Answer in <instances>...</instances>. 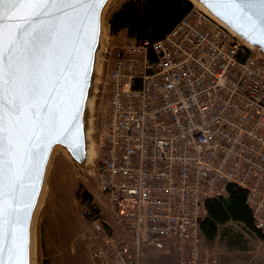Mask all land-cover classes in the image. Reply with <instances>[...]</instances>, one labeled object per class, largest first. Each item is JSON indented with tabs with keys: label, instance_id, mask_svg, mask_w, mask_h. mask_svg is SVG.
Listing matches in <instances>:
<instances>
[{
	"label": "built area",
	"instance_id": "1",
	"mask_svg": "<svg viewBox=\"0 0 264 264\" xmlns=\"http://www.w3.org/2000/svg\"><path fill=\"white\" fill-rule=\"evenodd\" d=\"M107 53L93 171L114 225L84 207L98 241L92 264H138L144 247L167 242L178 264H216L199 225L206 200L229 185L246 191L264 234L259 51L193 5L161 39L129 38Z\"/></svg>",
	"mask_w": 264,
	"mask_h": 264
},
{
	"label": "snow or ice",
	"instance_id": "2",
	"mask_svg": "<svg viewBox=\"0 0 264 264\" xmlns=\"http://www.w3.org/2000/svg\"><path fill=\"white\" fill-rule=\"evenodd\" d=\"M106 3L0 0V264H29L25 225L51 145L79 147L91 40ZM208 6L264 44V0H212Z\"/></svg>",
	"mask_w": 264,
	"mask_h": 264
},
{
	"label": "rangeland",
	"instance_id": "3",
	"mask_svg": "<svg viewBox=\"0 0 264 264\" xmlns=\"http://www.w3.org/2000/svg\"><path fill=\"white\" fill-rule=\"evenodd\" d=\"M125 1L110 0L103 12L102 47L88 112L90 174L83 178L64 152L60 148L54 149L41 204L32 226V264H92L91 253L98 246V241L83 213L84 207L93 216L100 215L111 226L114 225L111 207L97 189L93 166L95 138L104 122L106 93L103 81L108 71L107 52L114 45L129 40L125 31L110 35L108 19ZM80 188V192L86 190L91 195L90 205L76 197ZM203 244L217 258L218 264H264V244L240 224L227 223L221 226L218 235L212 241L203 239ZM178 259L179 252L175 245L167 242L144 247L138 264H178Z\"/></svg>",
	"mask_w": 264,
	"mask_h": 264
},
{
	"label": "trees",
	"instance_id": "4",
	"mask_svg": "<svg viewBox=\"0 0 264 264\" xmlns=\"http://www.w3.org/2000/svg\"><path fill=\"white\" fill-rule=\"evenodd\" d=\"M192 6L187 0H127L110 15L109 33L125 31L129 38L152 43L168 33ZM80 191L76 197L90 205L91 195ZM227 223L242 225L264 244V234L254 227L246 204V191L236 185H229L224 196L206 200L205 216L199 225L202 239L212 241Z\"/></svg>",
	"mask_w": 264,
	"mask_h": 264
},
{
	"label": "water",
	"instance_id": "5",
	"mask_svg": "<svg viewBox=\"0 0 264 264\" xmlns=\"http://www.w3.org/2000/svg\"><path fill=\"white\" fill-rule=\"evenodd\" d=\"M190 3L194 4L198 3L200 5V9L208 15L210 18L215 20L217 23L220 24L225 30L230 32L236 39L242 41L247 49H257L259 53L264 57V44L253 43L247 37L243 36L240 32L233 27L226 19L222 18L221 16L217 15L209 6L208 3H211L212 0H208V3H205V0H187ZM110 0H107V3L100 9V21H99V29L98 35L91 40L93 52L91 53L89 59V72L87 77V86H86V101L81 106V111L78 117L79 121V128H80V138H79V147L77 148L74 143H54L51 145L50 152L48 153L47 164L44 168V176L43 180L37 185L38 195L34 198L35 207L30 209V219L28 223L25 225V229L28 235V260L29 264H32V226L34 225L35 214L37 212V204L40 198V194L43 190V186L46 182V175L47 170L49 167V163L53 154L54 149L60 148L68 160L73 164L74 167L82 174L83 178H87L90 171V154H91V147H90V130L88 124V112L91 106V99L92 93L94 89L95 83V74L98 71V63L100 59V50L102 47V37L104 32L103 27V12ZM90 174V173H89Z\"/></svg>",
	"mask_w": 264,
	"mask_h": 264
},
{
	"label": "bare ground",
	"instance_id": "6",
	"mask_svg": "<svg viewBox=\"0 0 264 264\" xmlns=\"http://www.w3.org/2000/svg\"><path fill=\"white\" fill-rule=\"evenodd\" d=\"M195 5H197L198 7H200V5L198 4V3H195V2H193ZM41 199H42V192H41V194H40V198H39V201H38V204H37V209L36 210H38V208H39V206H40V204H41ZM34 245H32V249L34 248L33 247ZM33 260V259H32Z\"/></svg>",
	"mask_w": 264,
	"mask_h": 264
},
{
	"label": "crops",
	"instance_id": "7",
	"mask_svg": "<svg viewBox=\"0 0 264 264\" xmlns=\"http://www.w3.org/2000/svg\"><path fill=\"white\" fill-rule=\"evenodd\" d=\"M216 264H218V261H217V263Z\"/></svg>",
	"mask_w": 264,
	"mask_h": 264
}]
</instances>
